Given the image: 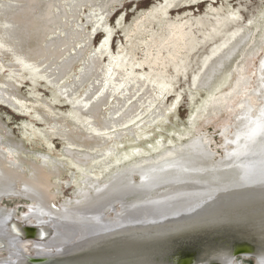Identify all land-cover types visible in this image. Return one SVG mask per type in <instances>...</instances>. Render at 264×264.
I'll list each match as a JSON object with an SVG mask.
<instances>
[{
    "label": "bare ground",
    "instance_id": "bare-ground-1",
    "mask_svg": "<svg viewBox=\"0 0 264 264\" xmlns=\"http://www.w3.org/2000/svg\"><path fill=\"white\" fill-rule=\"evenodd\" d=\"M14 1L24 5L12 6L0 1V56L11 55L14 58V63L5 64L0 57V85L5 87H0V103L21 112L34 110L38 121L48 125L46 129L33 128L46 145L49 146L56 138L62 139L65 145L63 160L52 157L51 149L48 148V151L34 152L36 158H40L38 161L30 155L31 151L25 147L24 141L15 139L0 119V202L3 196L20 197L24 193L30 200L37 201L34 207L23 214L22 221L14 219V211L0 208V249L8 247L15 257H26L21 246L26 241H33L39 255L27 257L26 264H29L28 258L35 257L64 262L56 259L67 252L72 253L93 237L112 231L113 227L118 229L115 226L143 225L172 203L178 205L190 199L205 200L209 195L224 197L238 193L246 194L244 196L247 198L254 195L252 193L257 185L264 186V82L260 85L263 90L258 91L262 104L256 114L246 103L245 111L236 119L235 150L227 152L224 163L205 162L206 157L200 155L205 151L201 152L197 142L172 150H166V144L159 141L157 147L153 146V142L148 141L151 135L147 131L156 122L164 121L170 109L165 102L167 97L183 88L180 85L182 81H177L179 76L188 78L184 86L189 89L193 86L197 90L211 89L215 79L234 60L239 58L242 63L247 56L257 55L262 50L260 42L264 37V13L258 20L246 19L243 13L247 9L244 6L246 0H159L150 10L142 13L132 26L126 28L125 25L122 32L126 44L122 43L118 53L110 50L108 42L98 51L95 50L90 64L85 65L81 72L79 81L83 85L98 73L94 81L97 85L93 84L90 93L88 91L72 102L74 109L68 116L57 114L53 123H48L53 113L49 103L21 96L15 82L5 80L2 73L8 69L22 79L28 77L35 84L38 78H42L51 86H59L71 64L62 65L60 75L48 73L42 66L45 61L52 59L53 67L62 57L63 52H57L53 45H67L70 43L69 38L79 37L84 30L71 31L66 40L46 43L59 26H66L64 19L67 18L68 10L62 6L63 0ZM73 1L76 17L81 12L80 7L92 4L87 20L97 33L109 29V19L118 11V7H124L127 0ZM195 4H203L207 12L196 14L192 7ZM56 8L60 11L57 12ZM119 25L122 26V21ZM92 35L88 33L89 44ZM46 56L42 63L40 59ZM197 61L202 64L200 75L194 72V67L198 65H194V62ZM259 68L261 74L264 57ZM244 78L241 75V84ZM261 79L263 81V77ZM177 85H180L179 89ZM68 87L66 84L59 87L58 91L62 94ZM224 96L228 97L229 94ZM70 98L67 96V100ZM221 98L211 100L213 111L222 109L225 98ZM130 137L133 140H128L131 143L129 151H118V147ZM144 140L152 150L162 152L153 156L150 154L152 150L149 152L144 147L134 145ZM10 154L12 159L9 158ZM137 156L140 158L132 160V157ZM116 164L122 166L101 183L97 175L99 171L95 170L108 171ZM68 165L80 173L79 178L73 179L74 199H67L56 206L53 202L62 193L60 179ZM135 172L141 175L142 183L133 178ZM118 204L121 210L115 213L116 221L109 219L107 211H116ZM57 216L61 219L58 220ZM181 218L182 214L176 212L168 220H171L169 223H178ZM85 219L88 224L82 223ZM31 220L33 224L27 225L26 222ZM230 221H221V227H209H220L222 232L226 230L225 227H229L227 223ZM27 227L34 230L28 231ZM205 227H191L194 232L188 235L178 233L182 237L195 236L200 232L210 236V230H202ZM48 232L50 236L44 241ZM237 233L240 239L246 238L252 243L258 241L256 231L243 230ZM223 235L228 236L229 233L224 231ZM194 238L184 237L176 243L153 248L167 249ZM247 241L243 243L252 248ZM260 244L258 247H261ZM224 248L229 249L234 256L231 247H206L203 260H212L211 257L221 259L224 257ZM12 261L20 263V259Z\"/></svg>",
    "mask_w": 264,
    "mask_h": 264
},
{
    "label": "rangeland",
    "instance_id": "rangeland-1",
    "mask_svg": "<svg viewBox=\"0 0 264 264\" xmlns=\"http://www.w3.org/2000/svg\"><path fill=\"white\" fill-rule=\"evenodd\" d=\"M0 1L12 6H17L20 4L14 0ZM79 1L82 2V0ZM129 1L130 0L125 1L124 7H118V11H115L111 16L109 19L108 30H103L96 33L87 20V16H89L91 12L92 4H86L80 7L79 10H81V12L79 13L78 17H76L73 8L75 6L73 3L74 1L63 0L61 4L68 10L67 18L64 19V22H67L66 26H59L58 29H56L55 32L49 36L46 43L51 42L52 40H66L68 39L66 37L70 35L71 31L82 32V30H84V32L83 34L79 35V37L73 36L72 39L69 38L70 43L67 45L61 47L53 45L57 52H63L62 57L53 67L51 65L52 59L44 62V59L48 56L40 59L42 63L44 62V66H42L43 69L47 70L48 73H56L57 75L61 74L60 67L62 65L66 63L71 64L69 69L65 72V74H63L59 86H51V84H49L46 79L42 80V78H38L35 84L31 82L28 77L26 80L22 79L20 76H17V74L10 72L8 69L4 70L2 73L4 79L13 83L15 82L16 86L18 87V93L21 96L30 99L38 98L48 102L53 111V113H51L49 116L50 120L48 123H53L54 117L57 116V114L60 116H68L74 109L72 102L79 97H83V94H87L88 91L90 93V90H93V84L97 85V83H94V81L95 77L98 76V73H96L94 77L88 79V81H86L83 85H80L79 81L81 72L83 71L85 65L90 64L91 57L94 55V53L107 42L109 43L110 50L118 53L119 47L122 45V43L126 44L124 33L122 32L125 25L126 28L127 26H132L135 20L140 17L142 13L150 10L155 4L159 2V0H139L138 2ZM233 3L237 4L236 2ZM244 3V6L248 9H244L245 11L243 12L246 19L258 20L261 18L262 14L264 13V0H246ZM215 4L216 2H214V5ZM23 5L24 4H20L19 6L22 7ZM192 7L196 14L207 12L206 6L203 4L198 6L195 4L192 5ZM56 11L59 12L60 10L56 8ZM120 21H122L121 27L119 25ZM89 32L93 34L90 44L88 39ZM262 40L263 41L260 42V45L263 48L257 55L247 56V58L242 63H240L239 58L234 60V62H232L231 65L229 64L226 70H224L223 74L215 79L211 89L197 90L193 85L192 86L195 89L193 87L189 89V87L184 86V83L188 81V78L183 79L182 76H179L177 81H182V84L180 85H182L184 89L182 88V90H179L177 94L172 93L167 97L165 102L166 104H169L168 108L170 109L167 111L164 121L162 120L159 123L156 122V125L154 124L152 127L147 128V131L151 135L148 141H152L153 143L151 144H153V146H158L159 142H163L166 144V150L190 146L197 142L201 152L205 151L204 153L200 154L203 155V157H206L204 158L205 162L224 163L226 161L227 152L235 150L233 143L235 136L234 124L236 123L237 117L245 111L246 103L249 104L254 114H256L260 105L262 104V100L258 92L263 90L260 85L264 82V70L262 71L261 75L259 68L260 62L264 57V37ZM80 54L82 55L80 56ZM0 57L2 61L4 60L3 62L5 64L14 63V58L11 57V55H1ZM76 58L78 59L75 61ZM105 59H107V56H105ZM197 63L198 65L195 66V70H193L198 75H200L203 71L202 64L197 61L194 62V65ZM238 64L240 65L236 67ZM191 73H189V76ZM23 74L27 75L26 72H23ZM241 75L245 76L242 84L240 83ZM261 77H263V81ZM66 84L69 87L63 90L64 93H62V95L58 91L59 87L65 86ZM180 85H177L178 89ZM0 87L5 88L2 85H0ZM177 87L175 88L176 90H178ZM36 94H40V96ZM224 94H229V96L226 97ZM67 96L71 97L68 99L70 102L67 100ZM223 97L225 98V104L223 105L222 109L219 111H213L210 107L211 100L213 98L223 99ZM57 109L60 110V113ZM23 111H25V109ZM35 116L36 113L34 110L21 112V110L14 109L4 103H0L1 121L4 123L10 134L12 133L15 139L24 141L25 147L31 151V156L40 161V158H36L34 152L37 150L48 151V148H50L52 157L63 160V149L65 145L63 140L56 138L49 145L50 147L47 146L45 141L39 137V134L33 128L36 127L46 129L48 125L46 122H42L40 120L38 121ZM131 139V137L127 138L124 143L118 147V151L122 152L124 149L129 151L128 148L130 147L131 143H129L128 140ZM133 143L134 142L132 141V144ZM134 145L144 147L149 152L152 150L148 144H145V140L138 143L136 142ZM161 152L162 151L159 150H152L150 154L157 156ZM209 154L211 156L207 157ZM9 158H13L11 154ZM138 158H140V156L135 158L132 157V160H137ZM124 162H126V160ZM122 164H116L117 166H112L113 168L111 167L108 171L103 169L95 170L96 172L99 171L97 175L99 176L98 178L100 182L103 183L110 173L118 170L119 166H122ZM25 168L27 169L26 165ZM79 177L80 173L72 165H68L67 171L60 179L62 187L60 192L62 193L58 195L57 200L53 202L54 205L58 206L67 199H74L75 190H73L74 187H72L74 181L73 179H77ZM133 178L136 180V182L142 183V177L137 172L134 173ZM252 194H254L252 197L247 196V198L244 196L246 194L243 195L241 193L227 195L224 197L218 195H209V198L205 200L190 199L184 203H179L178 205L177 203H172L165 206L160 213L153 216L152 219L144 222L143 225L140 224L137 226H132L124 224L115 226L118 227V229H114L113 227L112 231L101 233L89 241L84 242L82 245L76 248L75 253L72 254L67 252L64 256L56 260H72L83 256L85 257L86 255L97 254L101 258L100 263L98 264H129L131 259L134 260L135 258L139 257L147 258L138 261L139 264H148V258L152 256L151 254H153V252H155L157 249L153 247H151V249H143L140 247V245L143 243L144 245L145 243L156 244V247H158L159 245L166 243H176L175 241L181 240L184 237L194 238L197 235L200 237L202 235L206 236L208 233L204 232H200L195 236L191 235L184 237L179 236V233L188 235V233L191 232L189 234H192L194 232L192 230L194 229L191 227L195 226H198V228H201V226H206L202 230H211L209 227L210 225H219L221 221L224 222L226 219L232 220L230 221L231 223H227V225L229 224V228L235 230L241 226L239 227L241 230L256 231L257 239L263 243L260 250H264V186L257 185L254 188ZM36 203V200H30L24 193L20 197L14 196L8 198L3 196L1 198L0 208L3 211H14V219L22 221L23 214L27 213V211H29L31 207H34ZM120 210L121 209L118 204L116 206V211L110 210L107 211L106 214L109 219L116 221L115 213L117 211L120 212ZM176 212L182 214V218L179 219L180 221H178V223H169L171 220L168 219L170 217H174ZM56 218L58 220L61 219V217L58 216ZM174 220L175 218L172 219V221ZM236 222L239 224H236ZM82 223L88 224V221L85 219L82 221ZM26 224L32 225L33 220L26 222ZM236 225L238 227H231ZM220 227L212 228V230H220ZM254 235L252 237H254ZM49 236L50 232L47 233V236L43 238V240H47ZM21 249L22 253H26V257H24V255H22L23 258L15 257L8 247L0 249V264L4 262H10L11 264H26L25 258H27V256L39 255V252L34 249L33 241H26L22 244ZM153 249L155 250L153 251ZM160 249L161 250H157V253H155L156 255L159 254L170 256L173 255L174 250H176V248L166 249L163 247ZM222 252L224 256H231V251L227 248H224ZM12 259H20V263H16V261H12ZM235 260L236 261L234 264H257V260L254 258V256L237 257ZM209 261H215V259ZM90 262L92 263L93 261ZM202 262L205 263L206 261L198 259L195 264ZM84 263L89 264L87 262H77L71 264ZM214 263L219 264L217 261Z\"/></svg>",
    "mask_w": 264,
    "mask_h": 264
},
{
    "label": "water",
    "instance_id": "water-1",
    "mask_svg": "<svg viewBox=\"0 0 264 264\" xmlns=\"http://www.w3.org/2000/svg\"><path fill=\"white\" fill-rule=\"evenodd\" d=\"M231 227H238L236 226H231ZM226 230L224 229L222 232L225 231V233H229L228 236L223 235L222 236V232L220 230H210L209 232H211L210 236H203V237H196L194 239H192L191 241H187L183 244L177 245V246H171L170 248H176V250H174L173 255L170 256H165V255H156L155 253H157V251L153 252V254H151L152 256H150L148 258V264H195V262L198 259L203 260V257L205 255H203L204 250L206 247L210 248V249H214V248H218V247H231L233 249V255L237 258V257H242V255L244 254H254V251H258L257 250V245L256 243H252L250 241H247L246 238H241L239 237V234L237 232H242L243 230H241L239 227L238 229H240L241 231L237 230V232H235L234 234H231L232 232H234L235 230L229 227H225ZM28 231H33L34 228H29L27 227ZM212 235H216L215 237ZM249 242V244H251L252 246V250L250 248V245H248L247 243L244 244L243 242ZM255 242V241H254ZM236 247V248H235ZM235 248V249H234ZM143 259H147L145 258H135L134 260L131 259L129 264H139L138 261L143 260ZM28 262L29 264H66L63 262H55L52 260H43L41 258H28ZM215 261H210V264H216L214 263Z\"/></svg>",
    "mask_w": 264,
    "mask_h": 264
},
{
    "label": "flooded vegetation",
    "instance_id": "flooded-vegetation-1",
    "mask_svg": "<svg viewBox=\"0 0 264 264\" xmlns=\"http://www.w3.org/2000/svg\"><path fill=\"white\" fill-rule=\"evenodd\" d=\"M259 242H260L259 240L256 242L257 247H258ZM262 245H263V243L261 242V244H260L261 247H258L259 250L257 252H255L253 255L252 254H244V255H242V257L254 256V258L257 260V264H263V262H264V250H260L262 248ZM140 247L143 249H146V248L156 247V244L145 243V245L142 244V245H140ZM5 248H7V247H5ZM2 249H4V248H2ZM258 252H260L259 253L260 255H258ZM73 253H75V250L72 252V254ZM34 256L35 255L27 256V257H34ZM211 258L217 260L219 262V264H234V262L236 261L235 260L236 257H234L232 255L231 256H224L221 259H219V257H211ZM25 259L27 260V258H25ZM100 259L101 258L99 255L94 254V255H86L85 257L83 256V257H80L77 259H72V260L66 259V260H62V261H64L63 263H70V264L71 263H77V262H81V263L87 262L89 264H98V263H100ZM90 261H93V262L91 263ZM205 261H206L205 263L202 262V263H198V264H208V259H206ZM84 264H86V263H84Z\"/></svg>",
    "mask_w": 264,
    "mask_h": 264
}]
</instances>
